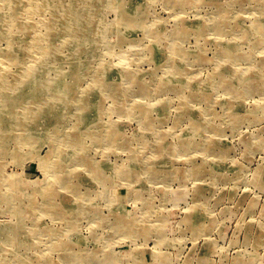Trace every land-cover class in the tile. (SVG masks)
Returning <instances> with one entry per match:
<instances>
[{
  "label": "rangeland",
  "instance_id": "374dc122",
  "mask_svg": "<svg viewBox=\"0 0 264 264\" xmlns=\"http://www.w3.org/2000/svg\"><path fill=\"white\" fill-rule=\"evenodd\" d=\"M3 1L2 94L48 65L26 105L59 121L0 141V264H264V0ZM66 2L99 15L78 57Z\"/></svg>",
  "mask_w": 264,
  "mask_h": 264
},
{
  "label": "bare ground",
  "instance_id": "6f19581e",
  "mask_svg": "<svg viewBox=\"0 0 264 264\" xmlns=\"http://www.w3.org/2000/svg\"><path fill=\"white\" fill-rule=\"evenodd\" d=\"M44 1L48 2L50 0H44ZM68 1H70V0H68ZM8 2H9V7H10V9L13 12V14L11 15V18L9 19V23L12 26L13 24L18 23V20L17 21L15 20V17H16L15 13L16 12H20L21 9H20V7L17 4H15V0H4L3 1V3H8ZM31 2L34 3V1H32V0H31ZM51 2H53V1H51ZM67 2H66V5H61V6H63L62 9L66 8L65 10L59 11L60 10L59 9L58 12H56V11L55 12L57 13L58 16H60L59 19L62 22H64V23L66 22V25L70 26L66 30L69 33V39H68L67 42L65 41L64 44H68L71 47V49L75 50L76 54H74L72 57H78L81 54L80 49L82 48V45H87V44H83V43H87V40H90V37L88 36V34L92 31V26H93V25H90V24L92 23V21H94V20L96 21V18H98L99 15L95 16L93 14V10H92L93 8L90 7V6H89L90 8L84 7V6H80V7L76 6V7H70L69 8V6H71L72 3H67ZM35 6L37 8V11H39L41 9V6H38L37 4L36 5L28 4L27 6H25L24 9L25 10L26 9H29V10L31 9V11H34V7ZM64 6H65V8H64ZM42 11H45V10L43 9ZM0 22H1V17H0ZM47 23L49 24V21H47ZM24 26L25 27H27V26L30 27L31 24H28V23L25 22V25L23 24L22 27H24ZM23 30H24V28H23ZM42 39H41L40 36L39 37L38 36L34 37L33 44H32L33 46L32 47L38 49L37 51L42 53L44 61H47V62L49 61V63H50V58H52V57L48 55V51H47V49L45 47L41 48L40 41H42ZM6 60L15 61V58H14V56L11 53L10 54L6 53L4 61H6ZM47 66L48 65H43V67H39L37 75H35V73H37L36 70L31 73L32 74L31 76L28 73L27 76H29V78L31 79V85L29 87L25 88V91H23V93H22V99L25 100V102H24L23 107L21 109H16L14 107V105H17V106L20 105V104H18L17 101H13L14 98H9L8 96L6 97L4 94H2L3 89H5V87H6V83L2 82L3 79H4V75H3L2 72H0V101H1V105H0V125H4L3 129L2 130L0 129L1 130L0 131V141L1 140H6V139H8L10 137L11 138L13 137V138L16 139L18 147L19 146L21 147L22 145H26L27 143L32 144L34 142L32 140V137H30L29 135L28 136H24V135H21V134H13V131L15 129L18 130L20 128H26L27 125L30 124L29 127L34 126V129L36 128L38 131L42 132L45 129H47L49 126H55V123L59 121V118H57L56 116L55 117H49L48 116V115H51V112H52V109L50 110V108L49 109L47 108L48 106H51L50 103H45L43 106H41V108L39 110L34 109V110H37L34 113H33V110L32 109H28L27 105H26V103L29 102L28 98H33V97L36 98L38 96H41L42 90L44 89V87L47 86V85H43V88H42V86L36 85L37 81H38L37 76L39 77V75H40L39 72H43V70L46 69ZM72 69L74 70V66H73ZM75 82H76V80H75ZM75 82H74V84H75ZM32 86L35 89V92L32 95H28L26 90L31 89ZM55 89H58V91L52 92L53 93L52 95L59 96L57 98H61L62 95H65L66 93H70V94L74 93L72 91L73 87L69 86V85L59 84V85L55 86ZM38 92H39V95H37ZM75 96H77V94H75ZM42 97H43V95H42ZM78 98L80 99V101L78 103V108H80L82 111H84L86 109V106H85L86 99H83V96H80ZM76 108H77V106H76ZM41 124H43V125H41ZM2 144H7V143L5 141ZM3 146H5V145H3ZM4 148L0 149V159L3 157V155L6 152V150ZM59 149H61L60 146H59V148H57L55 150H59ZM16 160L19 161V159H16ZM63 162H64V160L63 161H58V165H60V163H63ZM53 165L55 166V164H53ZM1 167H2V164L0 162V171H1ZM0 174H2V173L0 172ZM1 177L2 176H0V188L2 186H4V185L9 186V184L10 183L12 184L13 180H15L14 177L9 178L10 176H7V177L3 176V178H1ZM8 191H9L8 194L7 193L1 194L2 192H0V194H1L0 195V200L1 199H7V200L10 199L11 202H12V200L16 201L17 199H15V197H18L19 192L15 191V190H12V189H10ZM12 208L15 211L17 210V208L15 206H13ZM3 229H4L3 227H0V235H5L4 234L5 232L3 231ZM15 229L18 231L17 228H15ZM10 232L11 231H8L7 233H10ZM12 239H13V236H12Z\"/></svg>",
  "mask_w": 264,
  "mask_h": 264
}]
</instances>
